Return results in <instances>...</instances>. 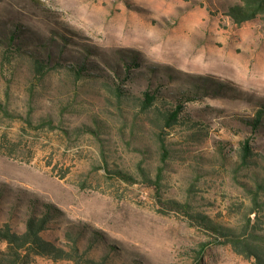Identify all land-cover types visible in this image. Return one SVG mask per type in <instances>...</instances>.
Returning <instances> with one entry per match:
<instances>
[{
    "label": "rangeland",
    "instance_id": "obj_1",
    "mask_svg": "<svg viewBox=\"0 0 264 264\" xmlns=\"http://www.w3.org/2000/svg\"><path fill=\"white\" fill-rule=\"evenodd\" d=\"M238 1L0 0V38L19 27L29 44L6 51L0 41V184L59 211L47 239L66 245L67 226L85 225L101 238L92 256L112 245V256L139 264H255L169 203L238 228L255 207L264 163L243 165L239 150L247 139L264 149V130L236 119L264 105V21L235 24L227 12ZM45 47L61 65L41 76L32 54ZM118 53L137 56L138 71L155 69L167 90L195 88L184 118L167 125L159 99L143 110L141 80L123 84L129 96L118 99L93 66L113 76ZM78 58L88 60L79 78L62 65ZM257 199L251 217L264 228V190ZM11 207L0 202V221L23 230L24 207Z\"/></svg>",
    "mask_w": 264,
    "mask_h": 264
},
{
    "label": "trees",
    "instance_id": "obj_2",
    "mask_svg": "<svg viewBox=\"0 0 264 264\" xmlns=\"http://www.w3.org/2000/svg\"><path fill=\"white\" fill-rule=\"evenodd\" d=\"M227 14L237 25L258 17L264 21V0H239L228 7ZM18 28L16 27L8 35L4 34L5 39L0 38V41L4 46L13 48L15 51L25 52V48L29 44L19 39ZM8 47L6 51H8ZM49 51L47 47L41 51L37 50L34 54L30 51L34 56L35 69L41 76L60 64L55 58V54ZM85 56L90 59L88 55ZM117 57L118 61L112 65L113 76L105 74L98 63H94L93 66L102 70L96 77L103 80L105 85L114 91L118 99L121 100L123 97L129 96L127 93L129 90H126L122 86L123 84L141 80L146 87L140 90V96L136 97V100L142 105L143 110H148L159 99L162 104L160 108L157 107V113L164 117L167 125L184 118L182 115L185 110L184 103L195 99L192 98L196 97L195 88H178L177 91L167 90L164 88L167 85L166 81L152 67L146 66L144 71H138L141 68V61L137 56H126L118 53ZM78 59L74 64L62 65L79 78L85 73V64H88V60ZM217 86L224 88L223 84ZM236 120L249 127L252 133L264 130V105L256 112V116L251 118L237 117ZM44 121L49 122L48 119ZM163 155L166 156L164 153ZM239 155L243 165L264 163V149L252 146L248 139L242 143ZM115 173L125 182L135 183L136 181L134 176L123 170L117 169ZM142 175L145 182L158 185L159 180H152L146 172H143ZM255 181L257 183L256 188H251L255 207L250 210L247 221L241 228L216 222L202 213H192L188 204H182L178 201H170L169 203L172 208L182 210L197 224L210 230L214 235V240L211 243L230 245L236 254L246 259H254L255 264H264V228L260 227L257 215L256 219L251 217L252 214L258 213L256 207H262L257 203V196L261 190H264V167L262 173H258V176L255 177ZM4 198L12 201L10 208L12 212L18 207H24L25 218L24 229L20 231L15 230L10 222L2 223L0 221V264H33L36 257L48 258L54 263L72 261L74 264H139L137 260H131L127 257L121 258L122 256H117V253L112 256L110 251L113 249L112 245L107 246V250L102 249L100 254L92 256V251L99 246L101 241L99 239L101 238L97 232H91L88 237L89 231L85 225V227L67 226L68 243L58 245L43 235L45 231L51 229L54 219L60 217L59 211L53 205L42 203L34 198H23L22 195L12 193L5 185L0 184V202ZM199 251L202 253V250Z\"/></svg>",
    "mask_w": 264,
    "mask_h": 264
}]
</instances>
